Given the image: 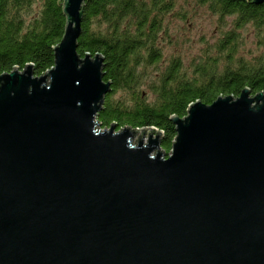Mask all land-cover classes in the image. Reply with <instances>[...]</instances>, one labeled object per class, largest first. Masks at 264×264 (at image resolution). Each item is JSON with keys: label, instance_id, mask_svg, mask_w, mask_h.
I'll return each mask as SVG.
<instances>
[{"label": "water", "instance_id": "water-1", "mask_svg": "<svg viewBox=\"0 0 264 264\" xmlns=\"http://www.w3.org/2000/svg\"><path fill=\"white\" fill-rule=\"evenodd\" d=\"M264 3V0H251ZM53 63L0 72V264H264V90L96 128L110 81L76 52L83 0H60Z\"/></svg>", "mask_w": 264, "mask_h": 264}, {"label": "trees", "instance_id": "trees-1", "mask_svg": "<svg viewBox=\"0 0 264 264\" xmlns=\"http://www.w3.org/2000/svg\"><path fill=\"white\" fill-rule=\"evenodd\" d=\"M181 1V2H179ZM83 0L76 52L103 57L102 79L110 81L95 118L102 127L152 125L161 130L166 153L175 135L168 115L182 116L196 98L264 90V3L251 0ZM204 6L225 26L188 65L178 54L163 59L160 42L168 21L185 20L188 8ZM65 24L60 0H0V72L31 63L41 74L53 63V47ZM254 28V48L238 51L237 29ZM211 49V51H210ZM141 84L144 85L141 88ZM118 94L114 96V93Z\"/></svg>", "mask_w": 264, "mask_h": 264}, {"label": "rangeland", "instance_id": "rangeland-1", "mask_svg": "<svg viewBox=\"0 0 264 264\" xmlns=\"http://www.w3.org/2000/svg\"><path fill=\"white\" fill-rule=\"evenodd\" d=\"M186 7L188 8V17L185 20L172 18L171 21L167 22L168 35L160 42L163 59L158 65H162L161 63L167 61L171 54H178L182 64L188 65L206 45H211L220 34V30L225 28V26L217 24L215 15L210 14L204 6ZM237 33L242 37V46L239 47L238 51L247 54L249 49L254 48V28L249 24H245L237 29ZM143 87L144 85L141 84V88ZM117 94L118 91L114 93V96ZM96 123V128H102L98 122ZM160 149L163 151V148Z\"/></svg>", "mask_w": 264, "mask_h": 264}, {"label": "built area", "instance_id": "built-area-1", "mask_svg": "<svg viewBox=\"0 0 264 264\" xmlns=\"http://www.w3.org/2000/svg\"><path fill=\"white\" fill-rule=\"evenodd\" d=\"M150 126H152V125H150ZM123 127V126H122ZM152 127H154V128H156V129H158L157 127H155V126H152ZM104 128H107V127H102V128H99V129H104ZM121 128V127H120ZM120 128H117V129H120ZM132 128H135V127H132ZM137 128V127H136ZM117 129H115V130H117ZM158 130H160V129H158ZM161 131V130H160Z\"/></svg>", "mask_w": 264, "mask_h": 264}]
</instances>
